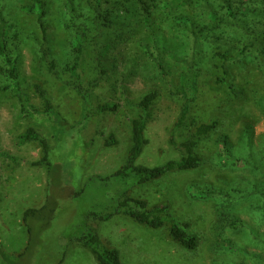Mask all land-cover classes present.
Wrapping results in <instances>:
<instances>
[{
    "label": "rangeland",
    "instance_id": "obj_1",
    "mask_svg": "<svg viewBox=\"0 0 264 264\" xmlns=\"http://www.w3.org/2000/svg\"><path fill=\"white\" fill-rule=\"evenodd\" d=\"M11 1L0 0V6H5L11 26L10 53L18 61L21 85L38 108L41 101L33 85H41L55 108L49 113L28 109V120L22 119L15 101L2 90L7 82L0 77V153L13 157L0 154V264H97L83 246L91 226L100 245L115 249L122 264H264V68L253 61L233 64L237 98L210 88L204 71L198 73L195 95L180 90V64L156 51L146 55L142 44L151 31L171 38L172 51L183 43L171 31L168 35L169 24L157 26L162 17L156 13L144 20L146 11L139 5L138 17L120 12L108 42H102L111 47V55L103 53L107 57L97 63L103 75L94 56L83 58L82 78L96 81V87L91 98L85 94L82 100L68 85L70 61L58 29L62 18L57 0L46 1L53 69L34 44L33 38H41L34 19ZM150 90L158 97L150 107L143 134L147 144L135 166L179 162L184 153L177 144L187 137L191 119L204 124L218 120L219 125L196 148L201 159L197 169L174 170L139 184L131 171L125 176L117 172L131 148L133 125L140 116L137 103ZM183 116L185 124L171 143V129ZM26 127L46 140L44 161L37 142L18 139ZM221 135L230 140L232 159L216 148L214 140ZM117 199L126 208L118 209ZM134 201L145 202V211H156L163 225L151 228L132 220L127 212L144 211ZM31 209L38 212L28 215ZM94 210L100 216L87 220ZM223 214L238 226L219 231L215 220ZM172 226L193 233L196 248L187 250L174 242Z\"/></svg>",
    "mask_w": 264,
    "mask_h": 264
},
{
    "label": "trees",
    "instance_id": "obj_2",
    "mask_svg": "<svg viewBox=\"0 0 264 264\" xmlns=\"http://www.w3.org/2000/svg\"><path fill=\"white\" fill-rule=\"evenodd\" d=\"M46 1L12 0L11 3L22 14L34 19L41 37L40 40L33 38L34 44L38 46L42 57L50 59L49 65L53 69L55 67L53 49L47 45L50 22L47 19L49 10ZM57 4L59 5V19L62 18L61 25L58 20V29L63 32L64 55L70 61L69 65L66 64V70L70 75L69 81H71L68 82V85L79 94L82 100L85 94L91 98V89L96 87V81H86V78L84 80L82 78L83 74L80 69L83 58L94 56L93 61L96 62L98 74L103 75L105 72L97 63H100V60L106 55H111V47L102 42L105 41V38L108 42V32L112 29L115 17L120 12L126 17L129 14H132L133 18L134 16L138 17L140 12L135 6L139 5L140 11H146L143 16L144 20L148 19L149 14L156 13L157 16L162 17L157 26L161 23L169 24L168 35L171 31L173 38H177L178 42L183 43L177 45L179 47L172 51L170 50L171 38L165 37V35L160 36L151 31L144 34V44H142L146 55H152L153 51H156L160 58L167 55L175 63L180 64L177 73L180 90H186L195 95L198 73L201 74L204 71L206 82L210 88L216 91H225L230 96L237 98L240 91L231 81L233 64L241 61H253L259 67L264 68V0H57ZM1 9L0 6V77H3L7 82L2 90L15 101L18 115L22 119L28 120V109L39 113L54 111L55 107L50 95L39 84L33 86L35 93L40 98L41 107L38 108L35 105L34 107L30 103L19 80L18 61L10 53L11 26L4 15L5 6ZM15 39L19 40V34L15 36ZM34 44H28V47ZM45 44L46 47H44ZM159 67L161 68V66ZM84 82L86 83L85 87H83ZM157 97L158 92L150 90L137 103L140 116L133 125L131 148L124 165L117 172V175L125 176L128 171H131L136 175L139 184L159 179L174 170L197 169L201 159L196 153V148L203 139L210 138L219 125L218 120L204 124L191 119L187 137L177 144V147L184 153L179 162H168L154 168L135 166L136 159L147 144L143 134L150 120V107ZM184 124L185 116L173 125L172 136L169 138L171 143L177 142L175 134ZM18 139H21L23 143L37 142L42 153L45 154L42 160L44 161L47 157L49 148L46 140L32 127H26ZM214 143L226 160L232 159V146L227 136L216 137ZM0 154L9 160L13 158L6 153ZM116 203L118 209L127 206V203L119 199ZM134 203L144 211L139 212L132 209L127 212L132 220L139 225L151 228H159L163 225V220L156 214L154 215L156 211H145V202L134 201ZM34 212L38 211L28 210V215ZM97 212L99 211H91L85 218L88 220L93 216L95 220L96 216H100V214H96ZM215 224L217 229L222 232L238 226L235 220L227 219L225 214L220 218L217 217ZM184 226L187 228V224L184 223ZM95 230V227H90V238L83 242V246L89 249L97 264H122L115 249L100 245L99 239L93 235ZM169 235L174 242L187 250H194L198 244L197 237L193 233L190 234L187 229L184 230L179 226H172Z\"/></svg>",
    "mask_w": 264,
    "mask_h": 264
}]
</instances>
